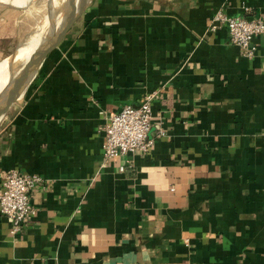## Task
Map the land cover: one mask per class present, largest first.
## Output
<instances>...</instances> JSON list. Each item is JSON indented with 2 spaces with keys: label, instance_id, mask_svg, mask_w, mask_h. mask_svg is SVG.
I'll return each mask as SVG.
<instances>
[{
  "label": "crops",
  "instance_id": "1",
  "mask_svg": "<svg viewBox=\"0 0 264 264\" xmlns=\"http://www.w3.org/2000/svg\"><path fill=\"white\" fill-rule=\"evenodd\" d=\"M9 6L0 55L22 41ZM218 9L264 0L87 2L0 120V193L8 169L46 180L20 233L0 213V264H264V33L245 56L209 29ZM24 76L0 74V103ZM148 94L152 147L105 162L110 114Z\"/></svg>",
  "mask_w": 264,
  "mask_h": 264
},
{
  "label": "built area",
  "instance_id": "2",
  "mask_svg": "<svg viewBox=\"0 0 264 264\" xmlns=\"http://www.w3.org/2000/svg\"><path fill=\"white\" fill-rule=\"evenodd\" d=\"M249 8L245 6V10ZM225 28L229 41L238 45L245 56L256 53L254 39L264 33V16L262 14L247 17L243 14H229L218 9L211 18L209 29L212 31ZM154 94L146 95L139 106L125 105L120 111L111 113L105 125V142L103 146L104 161L125 155L146 153L153 145L149 136L152 126V100ZM157 133L166 132L158 127ZM121 170L125 166L120 167ZM46 180L38 173H25L18 169H8L2 176L0 193V213L11 223L10 233H20L30 216L35 212L31 202V193L36 185L45 186Z\"/></svg>",
  "mask_w": 264,
  "mask_h": 264
},
{
  "label": "water",
  "instance_id": "3",
  "mask_svg": "<svg viewBox=\"0 0 264 264\" xmlns=\"http://www.w3.org/2000/svg\"><path fill=\"white\" fill-rule=\"evenodd\" d=\"M89 1V0H88ZM87 1V2H88ZM87 2L84 3V0H65L63 3L58 7V9H62L64 11V16L62 19V23L58 30L53 34L52 38L48 40L45 46L34 53H32L26 60L23 62L16 61V53L12 54L8 59L12 64V71L15 74L22 73L24 71L34 69L36 71L39 64L43 61V59L47 56V54L58 46L62 38L65 36L67 31L75 22V19L78 15L82 12V10L87 5ZM25 91H19L16 96H8L0 103V120L5 115L8 108L18 102L21 97H23Z\"/></svg>",
  "mask_w": 264,
  "mask_h": 264
},
{
  "label": "rangeland",
  "instance_id": "4",
  "mask_svg": "<svg viewBox=\"0 0 264 264\" xmlns=\"http://www.w3.org/2000/svg\"><path fill=\"white\" fill-rule=\"evenodd\" d=\"M3 2H8L9 4H12L14 6H9L10 8H12V10H17L18 12L21 11L22 12V21L20 23V27H21V36H22V41H20V43H18L19 45L17 46V48L15 47H11L10 50H8L7 54L5 53V55H0V74L1 75H8V76H12V75H16L14 71L10 72V69H12V62H10V60L8 59V57H10L12 54L16 53V61L17 62H23V56L18 55V52L21 49V46L23 45V43L27 40L28 37H30V28L32 27V25L35 24L36 22V17L38 16L36 13L35 15H31L30 17H25V13L26 10L29 12L30 9L33 7V4L36 0H0ZM62 2V1H61ZM61 2H59V5H57V7H55L54 9H52V7L48 8L47 11L45 12V15L43 16L42 20L43 22H52V16L56 11L55 17H54V22H53V26L49 29V32L47 35H52L58 30V28L60 27L61 23H62V19L64 16V11L60 8L58 9V7L60 6ZM20 16V17H21ZM41 20V21H42ZM47 31V30H46ZM15 48V49H14ZM40 49V48H39ZM5 67V71H2L1 68ZM2 71V72H1ZM30 83V82H29ZM3 96H1V99H3Z\"/></svg>",
  "mask_w": 264,
  "mask_h": 264
},
{
  "label": "bare ground",
  "instance_id": "5",
  "mask_svg": "<svg viewBox=\"0 0 264 264\" xmlns=\"http://www.w3.org/2000/svg\"><path fill=\"white\" fill-rule=\"evenodd\" d=\"M62 0H36L33 4L32 10L29 13L28 17H30L31 15H35V13L38 15L36 17V22L34 25H32V27L30 28V37H28V44H29V55L27 56H23V61L26 60L32 53H34L37 47V39L34 35V31H35V27L40 32H44L46 30H48L50 28L51 23L50 22H43L42 18L45 15V12L47 11L48 8L52 7V9H54L55 7H57V5H59V2H61ZM42 20V21H41ZM40 25V26H39ZM39 32V33H40ZM36 35L38 36V33L36 31ZM42 35V34H41ZM34 69H30L25 71V76L23 79V83H22V87H21V91H25L29 82L31 81V79L34 76Z\"/></svg>",
  "mask_w": 264,
  "mask_h": 264
}]
</instances>
